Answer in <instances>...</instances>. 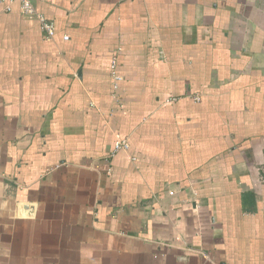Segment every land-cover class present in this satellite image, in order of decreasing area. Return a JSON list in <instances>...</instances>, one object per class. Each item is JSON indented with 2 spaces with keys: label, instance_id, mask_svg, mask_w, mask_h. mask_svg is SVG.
I'll return each mask as SVG.
<instances>
[{
  "label": "crops",
  "instance_id": "1",
  "mask_svg": "<svg viewBox=\"0 0 264 264\" xmlns=\"http://www.w3.org/2000/svg\"><path fill=\"white\" fill-rule=\"evenodd\" d=\"M34 4L53 37L0 3V264H264V0Z\"/></svg>",
  "mask_w": 264,
  "mask_h": 264
},
{
  "label": "built area",
  "instance_id": "2",
  "mask_svg": "<svg viewBox=\"0 0 264 264\" xmlns=\"http://www.w3.org/2000/svg\"><path fill=\"white\" fill-rule=\"evenodd\" d=\"M16 2L20 3L21 6V10L22 13L26 16H37L42 24V28L44 29L47 37L51 38L54 35V24L53 22L47 20L46 18H44V16H42L36 9L35 4H34V0H0V3L5 4V10L6 11H10L12 10V6L13 4H15ZM65 39L68 40L69 36H65ZM112 71H113V76H114V87L118 88V83L121 80V76L116 72V68H117V59H113L112 64ZM197 100L200 99L199 96L196 97ZM130 147L129 142L127 140H118L116 142L115 148L113 150V152H118L121 150H128Z\"/></svg>",
  "mask_w": 264,
  "mask_h": 264
}]
</instances>
